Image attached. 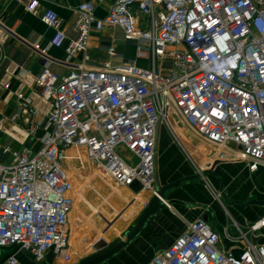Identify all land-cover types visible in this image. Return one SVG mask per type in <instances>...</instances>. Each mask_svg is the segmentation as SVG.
<instances>
[{
	"label": "built area",
	"instance_id": "obj_1",
	"mask_svg": "<svg viewBox=\"0 0 264 264\" xmlns=\"http://www.w3.org/2000/svg\"><path fill=\"white\" fill-rule=\"evenodd\" d=\"M10 1L38 14L40 0ZM104 3L111 6L100 19L95 11ZM76 12L78 37L70 41L55 11L40 16L54 30L50 45L65 48L69 58L83 54V61L66 75L49 64L36 76L37 91L51 105L39 147L1 152L0 249H16L37 264L68 246L70 149H82L118 185L138 182L154 195L159 129L186 150L173 129L174 112L200 140L247 163L252 173L264 166V0H95ZM116 28L135 45L136 60L115 65L110 47L108 60L88 66L92 36ZM34 49L48 59V49ZM17 97L35 133L38 112L22 93ZM124 151L137 163L125 160ZM263 231L264 216L238 228L240 247L222 251L220 235L198 219L148 264H264V244L255 242ZM18 253L0 264H21Z\"/></svg>",
	"mask_w": 264,
	"mask_h": 264
},
{
	"label": "crops",
	"instance_id": "obj_2",
	"mask_svg": "<svg viewBox=\"0 0 264 264\" xmlns=\"http://www.w3.org/2000/svg\"><path fill=\"white\" fill-rule=\"evenodd\" d=\"M87 1L95 0H40L38 14L35 15L27 11L26 4L1 0L0 160L4 159L1 157V152L6 146L20 151L25 147H39L40 145L39 138L43 136L41 123L44 122V115L51 108V105L43 100L35 86L36 76L42 67L50 64L52 69L58 74L66 75L72 68L83 61V54L69 58L65 48H56L50 45L54 30L48 27L40 16L47 10L55 11L60 19L59 28L65 32L68 41L76 40L78 34L73 30L78 17L76 10L80 4ZM110 6V3L98 5L95 11L96 16L100 19L104 18L108 14ZM35 45L48 49V59L40 56V53L34 49ZM110 47L115 48L117 52L116 57L110 58L113 64L117 65L125 61L136 60L135 45L126 40L124 32L119 28L106 29L99 34H94L90 39L88 53L91 56V60L88 66L99 67L108 60L107 49ZM142 63L138 62L140 65ZM7 82H10L9 87L6 86ZM20 93L31 104L30 108L38 112L35 123L38 124L39 129L35 133L34 131L30 133L31 126L27 122L29 115L22 113L19 108L17 96ZM160 135H164V139L158 138L156 169L161 186H166L185 176L197 174V172H194V174H192L193 172H181L175 180L174 178L171 179L174 175L164 169L166 165L163 162L170 158L173 159L178 149L172 145L171 147L168 146L170 150L164 149V142L170 141V137L165 134L164 128L163 130L159 129ZM165 153H167V158L165 157L161 161ZM221 157L224 159L223 156ZM220 158H218L219 160H214V163L221 161ZM169 162L171 161H166V163ZM220 163L222 164L213 167L214 170L212 169V171L214 174L211 176L218 180L220 190L221 187H225V182L230 184V191L227 190L226 192L227 200L230 201V209L226 206L225 210L214 202L213 196L209 194L210 190L208 187L207 190L209 192L198 179L186 182L169 192L165 198L167 208L152 221L151 226L135 241L136 248L151 249L153 250L152 254L155 252V249L159 250L158 252L165 250L178 236L185 232L189 223H193L198 219H204L213 231L220 235L219 246L222 251L241 246L238 238V228L246 230L248 225L264 216V166H260L252 173L247 167V163L245 164L238 160ZM224 168L226 169L222 173ZM161 170L162 172H160ZM241 174H245L246 179H238ZM98 176L99 178L102 177L101 175ZM252 177L254 182H252ZM201 178L203 179V177ZM104 182L110 184L106 178ZM109 186L113 188L111 185ZM114 186V192H122L123 187L118 186L116 183ZM148 196L149 191H143L139 195L133 194L132 200ZM152 198L153 195L146 199L143 209L141 208L142 212ZM80 200L87 202L91 209L99 211L98 207L92 206L86 200L84 194L81 195ZM253 201L262 202L263 205L247 206L248 203ZM100 216L111 227L116 222V219H118L117 216L114 220H110L108 217L102 215L101 212ZM110 226L108 227L111 228ZM75 231L74 240H78L79 238L83 240L84 237H78L81 233L80 226H77ZM77 234L78 236L76 237ZM101 234L104 235L105 233ZM255 242L257 244H264V231ZM72 248L75 251L81 247L77 248V245L73 244ZM53 255L50 253L41 264H52ZM151 257L150 253L149 258ZM17 258L21 264H37L25 253H18Z\"/></svg>",
	"mask_w": 264,
	"mask_h": 264
},
{
	"label": "rangeland",
	"instance_id": "obj_3",
	"mask_svg": "<svg viewBox=\"0 0 264 264\" xmlns=\"http://www.w3.org/2000/svg\"><path fill=\"white\" fill-rule=\"evenodd\" d=\"M140 65V64H139ZM142 66L145 68H149L150 64L147 62H143ZM169 70V68L167 69ZM172 125L173 129L178 132L180 138L185 143L186 150L180 148L177 143L174 142V138L168 133L167 128H164L165 134L170 137V141L164 142V149H169V147L176 146L177 153L173 156V159H167L163 164L166 165L164 169L172 173L174 180L179 176L181 172H190L194 174V172L199 173L204 170L213 169L214 160L216 161L220 158V162H233L234 158L229 157L226 152L220 153V149L217 150V147L212 145H206L204 142L196 139L194 137V132L189 130V128L185 125V123L178 118V116L173 112L172 114ZM163 130V128L161 127ZM159 139H164V135H160ZM175 144V145H174ZM169 146V147H168ZM170 150V149H169ZM158 151V148H157ZM226 154V155H225ZM123 157L129 163L136 164L137 159L129 156L128 152H122ZM220 155V156H219ZM167 158V153L163 155L162 159ZM216 158V159H215ZM219 160V159H218ZM164 161V160H163ZM166 161H171L166 163ZM222 163L218 164L221 165ZM246 164V163H245ZM211 165V166H210ZM171 166V167H169ZM210 166V167H209ZM223 169L222 173H224ZM67 170L70 172V175L74 181L79 182L80 188L85 186L84 195L86 200L92 204V206L98 207L99 211L91 209L90 205L87 202H78V208L74 210V221H73V232L71 237V242L69 240L68 246L65 250H63L59 255H53L52 264H77L84 259L96 254L98 251L95 249V245L104 240L107 244L113 243L116 239L120 238L139 218L141 215V208L143 209L144 202L148 199L152 194L149 192L148 197H142L137 200H132L133 194L128 191L124 186L122 192H114L115 189V181L109 177L104 175L102 171L92 164L85 152H83L80 148H73L67 152ZM163 170V168H162ZM162 170L160 172H162ZM214 170V169H213ZM221 172V169H220ZM226 172V171H225ZM221 173V174H222ZM74 174V175H73ZM98 175L102 177L99 178ZM108 180L110 184H106L104 179ZM246 179L245 174H241L238 179ZM202 179V178H201ZM204 186L212 189L219 198H216L212 192L208 191L210 195L213 196L214 202H216L219 206L221 202L230 209V201H225L223 198V194L219 188V182L216 178L211 175H205L204 178L201 180ZM103 180V181H102ZM173 181V180H172ZM252 182H254L252 177ZM113 188H110V186ZM230 184L225 182L223 187V192L226 193L227 190L230 191ZM76 186V183H75ZM120 186V185H119ZM155 187V183H154ZM79 189L78 186L75 187V194ZM79 191V190H78ZM113 191V192H112ZM74 194V195H75ZM77 199V197H76ZM75 199V205H76ZM232 200V199H230ZM77 207V205H76ZM230 211V210H229ZM100 212L102 215L108 217L110 220L116 219V222L113 223L112 227L108 225L104 220H102L100 216ZM81 214V215H79ZM69 233L71 231L72 225L71 220L69 224ZM80 226V236L78 234L76 237H84L82 239L74 240L75 238V228ZM110 226L111 228H109ZM106 230V231H105ZM101 233H105L102 235ZM82 240V241H81ZM77 245L78 250L73 251L72 245ZM136 243H131L125 250H123L117 257L112 259L111 261L107 262L106 264H148L154 255L159 250H154L155 252L152 254L151 249L147 248H136ZM85 250V251H84ZM83 251V252H82ZM17 253L16 250L13 248L11 249H0V261L3 260L7 255ZM151 253V258H149ZM61 255H65L64 258L66 260H61ZM149 259V260H148Z\"/></svg>",
	"mask_w": 264,
	"mask_h": 264
},
{
	"label": "water",
	"instance_id": "obj_4",
	"mask_svg": "<svg viewBox=\"0 0 264 264\" xmlns=\"http://www.w3.org/2000/svg\"><path fill=\"white\" fill-rule=\"evenodd\" d=\"M220 161L214 163L213 167L218 165ZM157 168V167H156ZM214 172L212 169L204 170L200 173L185 176L174 182L167 184L166 186H161L158 171L156 169L155 173V194L150 200L149 204L146 206L140 217L136 222L118 239L113 243L107 244L104 240H101L95 245V249L98 251L96 254L82 260L77 264H106L115 257H117L123 250H125L131 243L138 240L144 232L151 226L152 221L167 208V202L165 200L166 196L173 189L181 186L182 184L189 182L191 180H196L205 175H212ZM128 189L134 194H139L143 191L142 186L138 182H134L128 187ZM221 192L225 201H227V194L223 192V187H221ZM263 205L262 202L253 201L247 204V206H258Z\"/></svg>",
	"mask_w": 264,
	"mask_h": 264
},
{
	"label": "bare ground",
	"instance_id": "obj_5",
	"mask_svg": "<svg viewBox=\"0 0 264 264\" xmlns=\"http://www.w3.org/2000/svg\"><path fill=\"white\" fill-rule=\"evenodd\" d=\"M194 135V134H193ZM194 137L196 138V139H198V140H200L197 136H195L194 135ZM200 141H202V140H200ZM202 142H204V141H202ZM204 144H206V145H210V144H208V143H206V142H204ZM217 149L219 150L220 149V153L219 154H221L222 152H224L223 150V148H218L217 147ZM226 151V150H225ZM226 155V154H225ZM229 156V155H228ZM67 167V166H66ZM68 171V170H67ZM68 173H69V175H70V172L68 171ZM102 173H104V172H102ZM74 175V174H73ZM104 175H106V176H109V177H111L110 175H108V174H104ZM70 177H71V175H70ZM71 179H72V177H71ZM72 181H73V191H72V193H73V197H74V206H73V211H72V213H71V215H70V220H71V225H72V228H71V231H70V233H69V237H68V239L70 240V242H71V237H72V232H73V221H74V216H73V214H74V210H76V208H78V202L80 201V197H81V195H83L84 193V190H85V186H83V187H81L80 188V185H79V182H77V181H74V176H73V179H72ZM75 183H76V186H78L79 187V191L77 190V192H76V194H75ZM116 183V182H115ZM117 184V183H116ZM118 185V184H117ZM119 186V185H118ZM127 188V187H126ZM128 189V188H127ZM128 191H130L129 189H128ZM143 191H149V190H143ZM142 191V192H143ZM131 192V191H130ZM150 192V191H149ZM132 194H134L133 192H131ZM141 193V192H140ZM139 193V194H140ZM75 194V195H74ZM139 194H134V195H139ZM76 197H77V199H76ZM75 199H76V205H77V207H76V205H75ZM85 251V250H84ZM83 252V251H82ZM63 257H65V255H61V260H66L67 258H64L63 259ZM59 264H62V263H59Z\"/></svg>",
	"mask_w": 264,
	"mask_h": 264
},
{
	"label": "trees",
	"instance_id": "obj_6",
	"mask_svg": "<svg viewBox=\"0 0 264 264\" xmlns=\"http://www.w3.org/2000/svg\"><path fill=\"white\" fill-rule=\"evenodd\" d=\"M14 250H16V249H14ZM9 255H10V254H9ZM9 255H7V256H9ZM7 256H6V257H7ZM6 257H5V258H6ZM5 258H4V259H5Z\"/></svg>",
	"mask_w": 264,
	"mask_h": 264
}]
</instances>
